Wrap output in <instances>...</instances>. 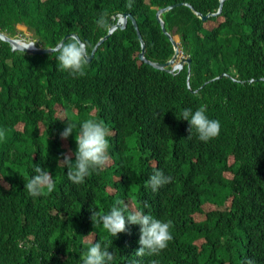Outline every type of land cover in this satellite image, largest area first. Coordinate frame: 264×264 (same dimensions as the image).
<instances>
[{"label": "trees", "instance_id": "16d2710c", "mask_svg": "<svg viewBox=\"0 0 264 264\" xmlns=\"http://www.w3.org/2000/svg\"><path fill=\"white\" fill-rule=\"evenodd\" d=\"M176 2L203 14L219 6V0H132L131 8L128 0H0V30L15 36L23 24L44 47L76 32L90 52L107 31L96 24L100 13H108L110 26L112 14L130 11L145 56L163 62L174 50L155 13ZM161 18L191 57L189 74L186 64L169 72L141 61L130 22L98 46L78 78L59 69L55 53L11 51L0 39V129L6 130L0 264H82L95 242L113 253L110 264H264V0H224L205 21L184 4ZM201 105L221 123L208 142L180 119L182 109ZM86 119L109 129L110 160L73 184L62 161L74 162L79 129L66 139L60 133L67 122ZM35 165L52 175L51 194L31 197L24 189ZM157 170L171 182L153 192L147 182ZM117 201L125 216L141 209L171 220L168 246L138 257L139 225L126 224L111 237L92 223V209L106 213Z\"/></svg>", "mask_w": 264, "mask_h": 264}, {"label": "clouds", "instance_id": "9594fccd", "mask_svg": "<svg viewBox=\"0 0 264 264\" xmlns=\"http://www.w3.org/2000/svg\"><path fill=\"white\" fill-rule=\"evenodd\" d=\"M126 7H132V0H128ZM123 12H116L110 16V18L113 20V23H111L110 26L113 25L114 28L107 38H109L114 32L125 29L128 22L131 23L129 18H126V22L124 23L123 18L121 17V13ZM130 14L135 18V16L131 12ZM107 16L108 13L106 11L100 13L99 17L96 20V24L98 27L108 30L110 26L108 25L106 20ZM123 23L124 26L121 27ZM117 24L119 26H117ZM19 25L26 27V29L30 32L32 38V32L28 29V27L23 24H18L17 26ZM18 33H21V31L19 30ZM69 33L77 34L76 32ZM79 39L74 35L70 36L65 41H61L59 44H57L59 42L58 41L56 43L57 45L55 44L56 46L54 45L52 46L53 48L50 49L52 53L56 54L55 58L58 63L59 69L61 71L68 72L70 75L76 78L86 75L88 57L94 45L99 40L98 39L96 41L89 52L86 43L82 41L80 37ZM106 39H104L103 42ZM29 41H32L34 43L28 45L26 48H30L36 45L33 39ZM93 56L94 54L92 55L91 60ZM206 111V105L199 106L195 111H193L191 108H184L181 110L180 119L188 121L190 125V132L192 129H194L197 138L202 142H208L209 140L218 137L221 130L220 121L217 119H209L206 115ZM77 127L79 130L75 135V160L73 162L70 157L65 156L62 163L67 168L68 180L73 184H82L84 183L85 177L89 176L92 171L103 169L109 163L110 156L108 149L110 145L107 137L110 133L109 129L104 125L102 121H98L96 119H86L80 122L78 125L73 122H67V126L60 133L61 138H68L69 135ZM5 137L6 130L0 129V141L4 140ZM25 180L26 182L24 183V189L31 197L51 194L56 188V183L53 180L52 175L48 171L42 169L39 165L34 166L32 175L25 177ZM170 182V176H166L162 171L157 170L153 173V175L150 176L147 182V186L150 187L153 192H155L160 187ZM119 205L120 201H117L116 204L113 205L106 213L99 212L96 209H92V223L101 225L102 228L106 230V232L111 237H115L118 233L125 232L126 224L139 225V248L135 252L136 256L138 257H143L145 255H158L168 246V243L173 239L172 233L170 231L172 226L171 220L162 221L160 219L154 218L150 214H145L146 211H143L141 209L132 211L127 216H125L124 209H122ZM108 249L109 248L107 245H104L102 247L101 242L92 243L91 246L88 247V249L81 255L80 260L82 264H110V262L113 261L114 257L113 253ZM150 264H157V261H151ZM247 264H254V262L249 260L247 261Z\"/></svg>", "mask_w": 264, "mask_h": 264}, {"label": "water", "instance_id": "95a60500", "mask_svg": "<svg viewBox=\"0 0 264 264\" xmlns=\"http://www.w3.org/2000/svg\"><path fill=\"white\" fill-rule=\"evenodd\" d=\"M223 2H224V0H219V6H218L217 11H215V12H207L205 14H203V13H201L199 11H196L194 9V7L190 3H187V2H176V3H173V4H169L167 6L158 8L156 10V13H155L156 19H157V21L159 22V24L161 26L162 33L165 34L167 36V38L170 40V42L172 44V47H173V50H174L173 55L168 60L163 61V62L152 61V60L148 59L145 56L146 43H145V41L143 39V36H142V34H141V32H140V30L138 28V25L136 23L135 18L130 14V12L121 13V17L123 18L124 23L126 22V18H129L131 23H132V26H133V28L135 30V33H136V35L138 37V40L140 42V51L138 53V58L141 61H143L144 63H146L148 65H151L152 67H154L156 69L166 70V71H169V72H173L175 69L180 70L183 67V65L186 64L187 72L189 74L190 68H191V57L189 55H184V53H183V51L181 50V47H180V41H179L178 36L169 33L167 31V29L164 27V22H163V20L161 18V14L164 13L165 11H168L169 9H171L173 7L180 6V5L184 4V5L188 6L195 13V15L197 17H199L202 21H205L209 17L216 16V15H218L221 12ZM124 23H123V25H121V27L124 26ZM117 26H119V25L117 24ZM113 28H114L113 25L110 26L108 28V30H107V33L103 37H101L97 41V43L94 45V47L91 50V53H90V55L88 57V62L91 60V57L94 54L97 46L99 44H101L103 42V40L106 39L111 34ZM73 35L76 36L79 39L77 34L69 33V34L64 35L59 40V42L57 44H59L61 41H65L68 37L73 36ZM0 39L2 41H5V42L8 43V45L10 46V50L11 51L19 50V51H23V52H26V53H29V54H32V55H42V54L52 53L50 51V49L53 48V47H42V46L34 45V46L30 47V48H26L28 45L33 44L34 42L29 41L26 38L19 37L17 35L16 36H10V35H8L7 33L3 32L1 30H0ZM168 66H171V68L167 69ZM222 75H225V73L223 72L219 76H222ZM206 82H204V83H206Z\"/></svg>", "mask_w": 264, "mask_h": 264}, {"label": "rangeland", "instance_id": "374dc122", "mask_svg": "<svg viewBox=\"0 0 264 264\" xmlns=\"http://www.w3.org/2000/svg\"><path fill=\"white\" fill-rule=\"evenodd\" d=\"M207 26L210 27V25L207 24ZM17 28L21 31V33H17V36L19 37H24L28 40H32L31 38V34L30 32L26 29V27L22 26V25H19L17 26ZM108 190L111 192L112 190L110 188H108ZM205 204H210V203H205ZM228 204V203H227ZM211 208V207H208V209Z\"/></svg>", "mask_w": 264, "mask_h": 264}]
</instances>
